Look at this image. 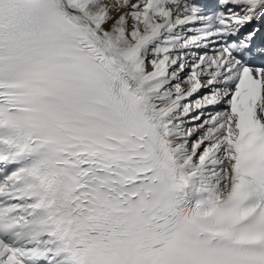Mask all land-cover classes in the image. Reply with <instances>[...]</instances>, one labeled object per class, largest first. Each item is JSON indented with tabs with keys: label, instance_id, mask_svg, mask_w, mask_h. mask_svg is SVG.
Segmentation results:
<instances>
[{
	"label": "snow or ice",
	"instance_id": "6c2138e0",
	"mask_svg": "<svg viewBox=\"0 0 264 264\" xmlns=\"http://www.w3.org/2000/svg\"><path fill=\"white\" fill-rule=\"evenodd\" d=\"M0 264H264V0H0Z\"/></svg>",
	"mask_w": 264,
	"mask_h": 264
}]
</instances>
